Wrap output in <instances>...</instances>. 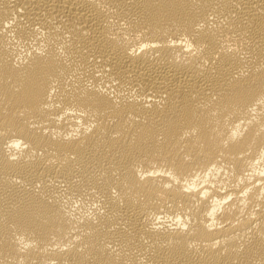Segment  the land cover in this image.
I'll return each mask as SVG.
<instances>
[{"label":"bare ground","instance_id":"obj_1","mask_svg":"<svg viewBox=\"0 0 264 264\" xmlns=\"http://www.w3.org/2000/svg\"><path fill=\"white\" fill-rule=\"evenodd\" d=\"M0 264H264V0H0Z\"/></svg>","mask_w":264,"mask_h":264},{"label":"rangeland","instance_id":"obj_2","mask_svg":"<svg viewBox=\"0 0 264 264\" xmlns=\"http://www.w3.org/2000/svg\"><path fill=\"white\" fill-rule=\"evenodd\" d=\"M76 204H77V203H74V206H79V205H80V204H79V205H78V204L76 205ZM83 205H84V206H83ZM85 205H86V204H82V208H83V209H84V208H87V206L85 207Z\"/></svg>","mask_w":264,"mask_h":264}]
</instances>
